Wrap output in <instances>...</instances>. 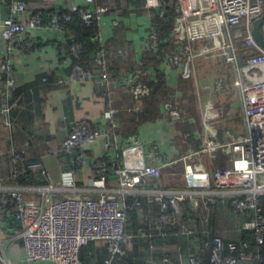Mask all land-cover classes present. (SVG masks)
Instances as JSON below:
<instances>
[{"label":"built area","instance_id":"1","mask_svg":"<svg viewBox=\"0 0 264 264\" xmlns=\"http://www.w3.org/2000/svg\"><path fill=\"white\" fill-rule=\"evenodd\" d=\"M4 1L9 6V12L3 22L2 36L6 40L8 54L12 53L15 45L22 51L30 48V41L24 36L28 29L47 26L65 30L71 18L67 12L34 11L22 1ZM86 1L87 5L80 7L77 12L87 26L96 29L93 39L100 47L93 64L84 65L80 62L83 43L69 37L73 63L67 77L59 79V82L95 77L103 86H107L111 82L112 73L108 69L102 27L109 23L113 28L118 19L109 10L110 0ZM164 3L162 0H145L144 7L148 10L156 9L159 16H164ZM182 3L181 17L175 19L179 29L178 37L184 40L181 49H168L161 56L157 49L159 35L151 26L144 37L142 49L150 51L167 67L186 76L190 71L191 59L198 53L206 55L208 47L197 53L193 50L195 40L192 35L185 36L184 21L188 16L210 14L213 17L211 22L215 25L210 32L213 49L219 51L220 59L230 65L235 85L240 89L245 132L230 135L224 141H214L208 133L199 147L188 144L187 150L180 153L179 157L163 162L162 165L175 162L183 164L184 183L174 187L159 185L157 169L161 164L148 163L139 155L132 164L126 162L129 166L127 168L123 167L119 155H114L111 170L105 158L96 159L93 163L95 176L87 184L78 183L73 169L56 181L50 176L43 156L29 155L28 141L11 142L6 151L0 150V157L5 153L8 155L12 177L8 180L0 176V234L4 235L3 238L0 236V264H13L6 242L13 246L17 240L21 241L28 264H78L80 248L97 240L107 242V254L96 264H120L115 258L125 254L122 243L127 242L131 236L125 230L126 223L130 212L140 208L141 196L146 197L148 202H158L159 213L154 220L156 227L141 229L140 235L158 236L163 240L172 235L200 239L195 254L175 258L168 252H162L159 261L154 264H206L203 253L207 250L210 251V264H239L242 259L264 264V254L259 252V245L264 243V213L259 202L260 194L264 191V76H258V71L262 70L255 68L252 73L254 81L242 84L238 46L235 42L239 38L251 59L264 62V46L252 34L255 19L263 17L264 0H182ZM16 14L20 17L17 18ZM192 24L196 25L193 21ZM242 26L245 32L239 30ZM220 30H223V43L219 41ZM13 72L10 57L0 60V85L3 86L1 95L6 100L1 112L5 114H9L11 107L17 104L16 101L8 103L12 88L17 84ZM147 75L148 71L141 60L124 75L123 83L135 99L148 94L149 88L143 81ZM215 82L221 86V79ZM163 108L169 115L183 118L176 103L165 100ZM104 117L107 120L105 127L95 128L85 119L76 121L62 143L56 148H48L47 152L58 155L62 161L72 157L74 165L85 166L88 159L84 147L95 138L106 135L108 144L115 146L117 122L110 106L104 110ZM187 135L185 133L183 137ZM218 149L225 151L228 164L244 172L246 176L241 182H222L216 177L227 175L226 170L218 169L216 175L210 176L202 165L204 156L216 164ZM29 173L41 175L46 183H19ZM128 196H131L130 200ZM185 200H189L192 209L200 212V225L186 220L181 207ZM221 203L230 207L233 213L243 216L242 229L254 231V251H246L249 247L246 241L240 244L217 233L208 237L210 210ZM12 223H17L19 228H13L10 225ZM238 250L241 253L239 256L236 254Z\"/></svg>","mask_w":264,"mask_h":264},{"label":"crops","instance_id":"2","mask_svg":"<svg viewBox=\"0 0 264 264\" xmlns=\"http://www.w3.org/2000/svg\"><path fill=\"white\" fill-rule=\"evenodd\" d=\"M17 1L24 2L34 11L58 10L71 13L87 5L86 0ZM176 2L177 13L172 30L176 37L181 40L178 37L179 29L175 19L181 17L179 15L183 12V3L182 0ZM108 4L112 9L113 16L116 15L118 22L124 24V29L118 37L123 41L124 46L116 54L113 53L115 54L114 57L112 56L113 61L119 66L117 76L112 74L111 82L107 86H103L95 77L85 80H71L66 83L59 82V79L67 77L73 63V57L68 46L69 32L64 29H53L47 26L30 28L24 32L25 38L30 41V48L22 51L19 46L15 45L12 53L8 54L5 48L6 40L2 36V29L4 19L8 16L9 6L4 0H0V60L10 57L16 85L23 89L18 96L22 106L20 110L16 111L18 114L11 115L10 118L8 114L1 112L2 106H0V136L5 141L7 140L6 133L14 132L18 128L23 129L24 135L25 133L28 134L31 140L28 148L29 155L32 157L43 156L50 176L56 181L62 179L67 171L73 169L76 171L78 183L87 184L95 176L93 163L96 159L103 157L112 161L114 155L118 154L124 168L129 167L126 162L129 165L132 164L135 159L137 160L138 155L148 163L161 164V167L157 169L159 185L166 184L167 176L173 178L178 185L183 184L184 168L180 162L162 165L166 160L177 158L180 153L187 150L184 138L181 139L180 125L190 127L187 129L195 135V143L193 142L196 145L195 148L203 143L202 138L211 129L217 130L219 128L221 130L219 131L221 136L217 141H224L230 135L244 133L240 89L232 79L226 83V95L223 102L228 106L231 113L221 118L216 113L217 99H205L203 103H200L203 107L201 108L194 96L188 97L187 93L182 90L181 84L183 81L179 77V73L170 69L164 63H160L158 67L161 73H165L166 83L160 96L156 98L155 106L150 108L149 101L135 99L122 79L128 72L130 65H132L133 59L135 61L141 59L143 40L149 30L152 11L146 9L144 5L141 11H137L132 4V0H110ZM207 14L194 15L195 17L188 16L184 21L185 36L192 35L194 37L193 50L196 53L206 49L207 46V54L210 56L216 54V58L219 59V52L213 49V40L210 34L215 27L212 23L213 17ZM18 16L20 17L19 14H16L17 18H19ZM192 21L196 25H193ZM261 29L264 34V20ZM239 30L246 31L243 26ZM102 31L104 41H110L114 36V29L109 23L103 25ZM219 32V41L223 43V30ZM235 42L238 46L242 84L247 85L254 81L252 73L255 68L262 70V72L258 71V76H264V62L251 59L250 54L239 38ZM226 64L229 66L228 63ZM149 73L152 80L156 81L158 79V75L153 68H150ZM43 77H46V80H43ZM213 83V81L209 82L205 87L208 89L210 88L209 84ZM2 92L3 86L0 85V95ZM197 93L200 95L198 91ZM167 96L183 107L184 115L182 119L169 115L163 108ZM199 100L201 99L199 98ZM109 106L113 109L117 126L122 132L117 134L114 147L108 144L109 139L106 135L98 136L84 147L88 159L87 164L77 168L74 167L70 157H67L66 161H62L58 155L47 152L48 148H56L62 143L76 121L85 119L95 128L105 127L107 120L104 117V110ZM139 110H145L146 113H149L148 118L140 120ZM17 134L21 133L17 131ZM19 139L21 138L19 137ZM221 151L220 160L224 159L227 166L225 170L228 174L216 178H219L222 182L231 181V178L235 179V183L241 182L246 175L243 171L228 164L225 151ZM201 162L207 171L213 167L214 175H216L218 169L224 171L222 161L218 160L214 164L204 156ZM109 167L111 170L112 166ZM242 169L247 170L245 167ZM141 217L148 221L149 227H156L155 223L153 225L151 214L148 212L142 213ZM242 220L243 216L234 214L226 204L221 203L215 207L212 223L208 224V229L212 233L236 241L240 239ZM13 228L10 227V229ZM180 246L177 241L160 242V244H157V252L166 251L177 258H182ZM19 247L21 248V245ZM240 264L252 263L244 259Z\"/></svg>","mask_w":264,"mask_h":264},{"label":"trees","instance_id":"3","mask_svg":"<svg viewBox=\"0 0 264 264\" xmlns=\"http://www.w3.org/2000/svg\"><path fill=\"white\" fill-rule=\"evenodd\" d=\"M162 1L165 2L164 3L165 15L159 16L156 9H151L152 15H151L150 26L154 27L159 35L158 40H157V49H158L159 54L161 56H164L168 49L180 50L183 45L182 43H184V40L178 39L172 30V27L174 25L173 24L174 18L177 13L176 8H175L177 0H162ZM132 4L135 6L137 11H141V9L143 8V5L145 4V0H132ZM109 10L112 11L111 8ZM70 15H71V18L69 22L66 23L65 31L69 32V37H73L75 40L83 43L84 49H83L82 56L80 58V62L84 65L91 66L93 63L92 61L100 47L98 42L95 39H93V36L96 34V29L92 26H87L84 23V21L81 19V17L79 16L77 11L71 12ZM113 29H114V34H113L114 36L110 39V41H105L106 50L108 52L106 59H107L108 69L113 74V76H117V73H118L117 71L119 70L118 69L119 66L113 61V57H114L113 55H115L117 51L122 49L124 46L123 41L118 38L119 33L123 31L124 29V24L119 21L113 27ZM70 43L71 41L69 38V45ZM211 56L216 57V54H212ZM219 56H220V53H219ZM140 60L142 61V64L145 67V69L148 71V75L144 77L143 81L149 88L148 94L143 96L141 99H143L144 101L146 100L149 101L150 108H151L152 106H155L156 98L160 96V93L163 90L162 88L164 87L166 83V80H165L166 75L164 72L161 73V70L158 67L159 64L162 63L160 61V58L156 57L150 51L146 52L145 50H143ZM136 62L137 61L133 59L132 65H130V68L128 69V71L132 70ZM150 68H153L154 71H156L158 75L157 77L158 79L156 81L152 80L150 77V73H149ZM178 75L181 79L183 80L185 79L183 74L179 73ZM1 78L3 79V76H1ZM22 90L23 89L17 85L13 86L12 88L11 97L10 99H8V103L11 104L12 102L16 101L17 104L11 107L9 114H8L10 118H11V115L15 116L16 114H18V112L16 111L20 110V108L22 107L21 101L18 98ZM25 93L28 95L27 92ZM0 98H1L0 106H2L4 102H6V100L2 98V95H0ZM167 100H170L173 103H176V101L169 96H167ZM141 110L138 111L140 113L139 119L143 120V119L148 118L149 113H146L145 110L143 111ZM181 111L183 113V109ZM21 114L23 115V113ZM187 128H190V127L187 125H182V126L180 125L181 134L188 133V135L185 138L181 137V139L184 138L186 146L188 144L195 145L193 144V142L195 143V140H194L195 135H193L192 134L193 132H191V130ZM17 131L21 134H17ZM116 132L117 134H120L121 132V129L118 126L116 127ZM5 135L7 136V140L5 141L2 139V136H0V150L6 151L8 145L11 142L18 143V142L28 141L31 144V140L28 137V134L25 133L26 135L25 136L24 130L21 128H18L14 130V132H11V133L8 132ZM19 137L21 139H19ZM3 143H5V145H3ZM70 159H72V157H70ZM107 161L110 166L111 161H109L108 158H107ZM74 167L77 168L76 165H74ZM0 176L8 180H11L12 178L11 177V166L9 163V158H8L7 153H5L2 157H0ZM19 183L21 184H45L46 180L39 174L29 173L25 177H22L19 180ZM130 199H131V196H128V200ZM141 201L142 202H141L140 208L132 210L130 212V218L128 222L126 223L125 230L131 236L127 242L122 243V248L125 250V254L116 257L115 258L116 261H118L120 264H125V263L154 264V263H157L162 253V252H157L158 251L157 244H160V242L165 243L170 240L172 242L177 241L178 244L181 245L180 248H181V255L183 256L182 258H185L191 254H195L196 252H198L197 249L200 244V239H196L195 237H192V236L172 235L168 237L167 239L163 240L162 238L158 236L150 237V236L140 235L139 230L141 229L149 230L150 229L149 227L150 224H148V221H145V219L141 217V214L146 213V212L151 214V218L153 217L152 220H153V225H154V220L156 219L159 213V203L158 202L156 201L148 202L147 198L144 196H141ZM259 202H260L261 211L262 213H264V191L260 194ZM181 207L185 215V218L189 223L200 225L201 214H198L200 212L198 211L196 212L195 209H192L190 207L189 200L183 201L181 203ZM214 209L215 207L210 210V219H209L210 224L212 223ZM229 210H230V207H229ZM10 225L15 228H19L17 226V223H14V224L12 223ZM213 234L215 233L209 232L208 237H212ZM236 241L239 242L240 244L244 241L248 242L249 247L246 249V251L248 250L254 251V246H253L255 243L254 231L242 229L240 239ZM15 244L19 246L21 245V241L17 240ZM239 250H240V247H239ZM239 250L236 253L238 256L241 255ZM259 252L261 254H264V243L259 245ZM209 253H210L209 250L203 253V258L206 264H210L209 259H208ZM106 254H107V242L106 241H103V240L90 241L80 248L78 252V260H79L78 264H96V262L102 260L106 256ZM242 260H240V262ZM251 263L254 264V262H251Z\"/></svg>","mask_w":264,"mask_h":264},{"label":"rangeland","instance_id":"4","mask_svg":"<svg viewBox=\"0 0 264 264\" xmlns=\"http://www.w3.org/2000/svg\"><path fill=\"white\" fill-rule=\"evenodd\" d=\"M207 48V46H206ZM201 51V50H200ZM190 72L187 73L186 76H184V80L182 79V90L187 93L188 97H193L196 99V102L198 100V105L200 103H203L205 99H217L218 104L216 107V113L217 116L223 118L231 113L229 112L228 106L225 104L224 99L226 95V83L229 82V80H233V70L231 69L230 65L228 66L226 63L222 61V59H218L216 57H212L210 55H205L204 53H198L193 57L190 61ZM217 79H221V86H219L215 81ZM214 82L213 84H209L210 88H206V84L209 82ZM197 91L200 93V95L197 93ZM197 93L196 95H194ZM199 95V96H198ZM199 98L201 100H199ZM220 100V101H219ZM202 101V102H201ZM179 108L182 110L183 107L178 103ZM202 105H200L201 107ZM186 107V105H185ZM187 108V107H186ZM203 108V107H201ZM221 131L219 128L217 130L211 129L209 133V138L217 140L220 136ZM184 134V133H183ZM183 134L181 137H183ZM236 135V134H235ZM203 137V136H202ZM201 137V138H202ZM205 138V137H204ZM203 141V138L202 140ZM203 144V143H202ZM195 147V145L191 146ZM221 149L217 150V161H222V168L225 171L226 163L221 159ZM181 163V162H180ZM182 164V163H181ZM183 165V164H182ZM214 168L211 167L209 169V175H213ZM221 174L219 175V177ZM166 186L174 187V186H181L175 183L176 181L170 176L166 177ZM231 178V182H234ZM1 238H3L4 235L0 234ZM7 246L9 247L8 254L12 258L11 261L13 264H28L25 260L24 253L22 248H20L17 245L10 246V243L6 242ZM6 243L4 244V248L6 249ZM37 264V263H32Z\"/></svg>","mask_w":264,"mask_h":264},{"label":"water","instance_id":"5","mask_svg":"<svg viewBox=\"0 0 264 264\" xmlns=\"http://www.w3.org/2000/svg\"><path fill=\"white\" fill-rule=\"evenodd\" d=\"M263 17H258L254 21L253 31L252 34L255 40L261 45L264 46V34L261 29V25L263 23Z\"/></svg>","mask_w":264,"mask_h":264}]
</instances>
